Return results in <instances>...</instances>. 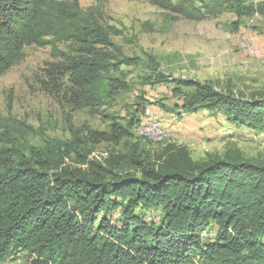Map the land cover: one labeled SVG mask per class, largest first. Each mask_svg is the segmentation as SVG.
Returning <instances> with one entry per match:
<instances>
[{"label":"trees","instance_id":"1","mask_svg":"<svg viewBox=\"0 0 264 264\" xmlns=\"http://www.w3.org/2000/svg\"><path fill=\"white\" fill-rule=\"evenodd\" d=\"M147 1L168 20L231 12L233 30L245 17L264 16V0ZM117 32L78 0H0V75L25 46L50 45L41 87L74 109L98 111L133 88L119 67L135 58L113 42ZM157 69L149 81L163 78ZM172 81L183 111L224 107L233 121H259L262 102L209 82ZM1 120L0 264L22 257L34 264H264V163L238 152L196 160L185 145L169 144L154 158L134 147L104 164L89 158L71 116L69 140L39 145L12 136ZM136 122L112 117L109 130L87 136L117 143Z\"/></svg>","mask_w":264,"mask_h":264},{"label":"rangeland","instance_id":"2","mask_svg":"<svg viewBox=\"0 0 264 264\" xmlns=\"http://www.w3.org/2000/svg\"><path fill=\"white\" fill-rule=\"evenodd\" d=\"M78 2L84 9H92L105 26L118 31L111 33L113 42L123 55L135 58L136 64L119 67L133 88L98 111L74 109L40 85L42 68L52 60L51 46L27 45L21 59L0 75L4 130L35 145L63 142L71 138L67 124V116H71L78 137L91 149L89 158L104 164L111 153L134 147L142 156L154 158L169 144L185 145L196 160L210 153L238 152L264 163V16L245 17L233 30L231 22L236 16L231 12L201 21L181 16L168 20L165 10L147 0ZM56 43L65 48L63 42ZM154 64L163 75L160 81H149ZM173 78L209 82L218 91L262 102L256 115L259 121L254 117L233 121L224 107L183 111L179 108L182 97L173 93ZM112 117L123 125L132 117L137 122L127 127L128 135L117 143L88 138L90 130H109ZM147 124L152 125L148 134ZM156 216V211L147 213L149 218ZM211 226L215 230L213 222ZM3 264L34 263L22 257Z\"/></svg>","mask_w":264,"mask_h":264},{"label":"built area","instance_id":"3","mask_svg":"<svg viewBox=\"0 0 264 264\" xmlns=\"http://www.w3.org/2000/svg\"><path fill=\"white\" fill-rule=\"evenodd\" d=\"M151 127H152V125L151 124H147V129L148 130H151ZM153 130H154V128H153ZM155 131V130H154ZM158 132L156 131V134H157ZM202 236L204 237V235L202 234Z\"/></svg>","mask_w":264,"mask_h":264},{"label":"bare ground","instance_id":"4","mask_svg":"<svg viewBox=\"0 0 264 264\" xmlns=\"http://www.w3.org/2000/svg\"><path fill=\"white\" fill-rule=\"evenodd\" d=\"M145 131H146V133H147V131H148V129H147V126L145 127ZM148 134V133H147ZM150 135V134H149ZM148 136V135H147ZM155 137V136H154ZM156 139V138H155Z\"/></svg>","mask_w":264,"mask_h":264}]
</instances>
